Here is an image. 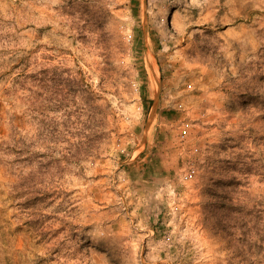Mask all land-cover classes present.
<instances>
[{
  "label": "rangeland",
  "instance_id": "374dc122",
  "mask_svg": "<svg viewBox=\"0 0 264 264\" xmlns=\"http://www.w3.org/2000/svg\"><path fill=\"white\" fill-rule=\"evenodd\" d=\"M136 3L0 0V264H264V0Z\"/></svg>",
  "mask_w": 264,
  "mask_h": 264
},
{
  "label": "built area",
  "instance_id": "2783aa9c",
  "mask_svg": "<svg viewBox=\"0 0 264 264\" xmlns=\"http://www.w3.org/2000/svg\"><path fill=\"white\" fill-rule=\"evenodd\" d=\"M181 125H182V127H181V130L179 131L180 132V136L182 138H185L187 136V134H188L187 126L189 125V123H184V124H181ZM193 175H194V170H191L185 175V177L186 178H191V177H193Z\"/></svg>",
  "mask_w": 264,
  "mask_h": 264
},
{
  "label": "trees",
  "instance_id": "16d2710c",
  "mask_svg": "<svg viewBox=\"0 0 264 264\" xmlns=\"http://www.w3.org/2000/svg\"><path fill=\"white\" fill-rule=\"evenodd\" d=\"M136 1H137V0H133V2H134L135 4H137Z\"/></svg>",
  "mask_w": 264,
  "mask_h": 264
}]
</instances>
